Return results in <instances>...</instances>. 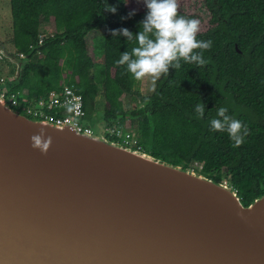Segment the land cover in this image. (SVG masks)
Masks as SVG:
<instances>
[{"label": "water", "instance_id": "obj_1", "mask_svg": "<svg viewBox=\"0 0 264 264\" xmlns=\"http://www.w3.org/2000/svg\"><path fill=\"white\" fill-rule=\"evenodd\" d=\"M27 55L25 58H28ZM0 86V264H264V195L70 125L33 119ZM47 155L31 147L40 128Z\"/></svg>", "mask_w": 264, "mask_h": 264}, {"label": "trees", "instance_id": "obj_2", "mask_svg": "<svg viewBox=\"0 0 264 264\" xmlns=\"http://www.w3.org/2000/svg\"><path fill=\"white\" fill-rule=\"evenodd\" d=\"M203 2L211 14L210 26L197 38L212 41L204 52L209 62L203 67L182 62L180 70L170 68L168 77L157 81L155 92L141 96L143 107L127 113L122 99L138 93L137 80L115 61L137 45L122 35L113 38L111 30L127 28L137 34L145 5L135 7L130 0H10L12 44L15 56L23 60L21 77L10 88L30 103L74 85L84 97L85 118L99 119L93 113L100 86L91 75L95 64L87 36L101 29L106 102L101 119L122 127L128 117L140 118L143 152L184 168L200 164V174L226 181L248 205L264 195V0ZM107 4L116 7V13L107 11ZM132 10L134 16L121 19ZM178 13L202 19L198 13ZM44 22L53 23L55 33L40 42ZM200 102L205 105L203 119L194 112ZM219 107H227L228 114L251 131L238 148L226 132L210 131ZM107 138L121 142L115 134Z\"/></svg>", "mask_w": 264, "mask_h": 264}, {"label": "clouds", "instance_id": "obj_3", "mask_svg": "<svg viewBox=\"0 0 264 264\" xmlns=\"http://www.w3.org/2000/svg\"><path fill=\"white\" fill-rule=\"evenodd\" d=\"M143 3L147 12L138 24L139 32L133 34L129 29L121 28L111 30V35L113 38L122 35L126 41L136 42L137 46L122 52L115 64L123 66L137 81L150 78L151 91L155 92L157 81L161 77H168L170 68L180 70L182 62L205 66L209 61L204 58V52L211 49L212 41L197 38L201 21L180 15L179 0H143ZM105 9L112 13L117 11L116 7L108 4ZM135 14L136 11L132 10L127 17L121 19L131 18ZM69 96L71 97V93ZM63 107L69 114L82 115L79 112L82 105L75 98L66 99ZM194 112L197 119H203L204 103L195 105ZM216 115L218 118L210 120V131L226 132L233 142L232 146L240 147L251 134L247 124L229 115L227 107H219ZM52 142V137L47 135L43 127L30 137L31 147L39 150L42 155H47Z\"/></svg>", "mask_w": 264, "mask_h": 264}, {"label": "rangeland", "instance_id": "obj_4", "mask_svg": "<svg viewBox=\"0 0 264 264\" xmlns=\"http://www.w3.org/2000/svg\"><path fill=\"white\" fill-rule=\"evenodd\" d=\"M132 6L141 8L144 3L143 0H130ZM179 11H185L189 13H198L201 15V31H205L210 26L211 14L206 9L203 0H179ZM55 33L54 24L51 22H44L41 25V39L53 36ZM12 35H13V18L11 13V4L10 0H0V86L3 81L7 78H13L17 76V71L19 65L17 63L20 58L15 56V47L12 44ZM103 30H95L88 34L87 42L89 53L94 60V68L91 70V75L94 80L100 86L99 95L96 98L95 111L94 115L100 118L94 121H91L90 118H83L82 122L85 125L91 126L94 130V135L102 136L107 138V134L112 135L113 130H119L121 134H129L128 144L123 142L121 138L120 144H126L131 148H138L142 140V132L139 128L140 118L135 117L132 120L128 117L125 121L122 122V127H117L116 121L108 122L105 119H101L103 111L106 108V102L104 93L102 90V81L104 79V52H103ZM25 57V56H24ZM21 58H23L21 56ZM135 89L138 93L128 94L123 97V106L126 109L127 113H130L132 110L139 109L143 107L144 102L141 100V96L147 97L153 93L151 91V81L150 78H145L141 81H137ZM17 112L26 114L25 108L22 106H12ZM134 141H137V144H134ZM118 143V142H117ZM125 145V146H126ZM143 149H141L142 151ZM194 171L198 172L201 170L200 164H195L194 168H191ZM198 170V171H197ZM199 173V172H198ZM224 183L228 184L226 181Z\"/></svg>", "mask_w": 264, "mask_h": 264}, {"label": "built area", "instance_id": "obj_5", "mask_svg": "<svg viewBox=\"0 0 264 264\" xmlns=\"http://www.w3.org/2000/svg\"><path fill=\"white\" fill-rule=\"evenodd\" d=\"M40 42H43V39H41ZM69 93H71V97L69 96ZM2 97L10 107H24L26 115L33 119H41L53 122L59 126L70 125L79 132L89 134L94 133V130L91 126L85 125L82 122V119L85 117L84 97L78 92L74 85H65L60 92L53 91L50 93V96L47 100H40L38 102L31 101L30 103H25L21 101L20 92H14L10 87L2 90ZM69 98H75L76 102L82 105L81 109L79 110L82 115H78L77 113L69 114L66 112V109L63 107V105L65 100ZM112 134L122 138L123 142L128 144L127 138L129 137V134H121L119 130H113ZM134 144H137V141H134ZM137 149L141 150L142 147L138 146Z\"/></svg>", "mask_w": 264, "mask_h": 264}]
</instances>
